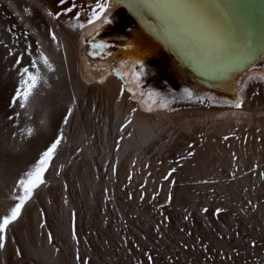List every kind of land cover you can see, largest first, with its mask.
Here are the masks:
<instances>
[{
  "label": "rangeland",
  "instance_id": "374dc122",
  "mask_svg": "<svg viewBox=\"0 0 264 264\" xmlns=\"http://www.w3.org/2000/svg\"><path fill=\"white\" fill-rule=\"evenodd\" d=\"M119 9L122 10L117 11L119 15L116 12L110 17L109 13L108 15L105 13L111 23L104 26L105 31L99 35L100 38L107 39L108 47L122 46L116 39L126 37L129 34L126 27L129 24L133 26L128 20L123 19L125 9ZM11 31L17 30L12 28ZM31 31L29 34L34 32ZM60 34L62 40L59 43H49L48 40L37 38L35 41L37 48L29 45L36 55H40L42 50L47 51L46 56L53 66L65 63L66 77L61 78L59 84L67 83L68 79L75 84L79 76L74 70L69 71V67L74 66L70 61L73 46L66 34L62 31ZM0 41L3 42L0 44V215L5 214L10 204L14 202L12 196L16 180L33 165L45 146L61 131L63 132V141L57 155L45 173V183L34 191L32 199L22 211L19 222L12 224V226L15 224L13 229L15 228L20 237L19 241L22 242L17 241L18 244L15 246L14 238L9 234L11 239L9 238L8 242L11 245L14 244L16 249L29 248L28 251L37 255L42 253L41 257H48V264H77L75 262L77 247L80 254L90 260V264H136V260H146L132 242H138L144 251H150L157 264H167L168 256L179 257L178 264H213V261L205 259L207 255L214 257V264H264V175H261L264 173V162L257 166L244 167L239 163L237 165L236 160H233V165L228 171L226 169V174L225 172L222 174L218 166L215 172L205 170V173L203 169L210 167V164L206 166L205 163L193 162L189 159L188 153L160 152L154 148L153 140L159 138L157 135L160 133L167 135L170 130L178 127L177 125H157L158 121L155 118L147 117L141 125L142 128L141 126L137 128L127 123L118 111L116 114V108L110 110L106 105H103V109H106L109 118L96 119L94 114L90 116L84 107L73 101L69 89L66 90L67 97L58 99L50 96L48 89H51L52 85L41 73V80L26 107L20 108L19 103L12 105L11 96L14 95V89L20 80L19 69L29 67L33 72L35 69L26 65L25 57H21L23 59L21 64H15L13 59L17 58V55L12 51L10 56L7 51L10 45L5 43V38L1 35ZM4 52L6 56L3 55ZM156 57V60L152 57L136 67L133 70V78L135 85L137 87L140 85L138 89H141L142 93H153V97L163 101L167 106L158 111L166 114L184 112L188 118L196 120L197 126L209 127L207 131L212 135L219 137L215 131L217 128H223L224 138L228 139L246 134L247 129L253 127L248 123L250 117L264 119V110L243 105L237 108V111L239 110L237 113L224 116L217 114L222 109L212 106L206 99L202 102L183 103L180 96H175L179 90L184 91L183 86L179 87L177 79L174 77L169 79L164 74L171 73L168 71L167 65H170L168 61L160 56ZM96 71L93 69L91 72ZM136 73H139L138 79ZM110 77L100 87L110 85L112 83ZM82 81L94 85L86 80ZM77 93L74 91V94ZM254 96L255 93L251 95L252 98ZM117 99L122 106L126 104L130 107L132 104V109H136L135 114L138 112L140 114L141 109L136 107L135 102L130 104V101H125L127 98L124 99L119 92ZM188 100L190 102V99ZM69 107L73 109V114L69 117V123L64 124L63 117L67 115ZM132 109L130 108V112ZM200 112L209 114L197 115ZM9 116L12 119H8ZM224 120L228 122L224 123ZM145 122L148 126L144 124ZM225 125L231 129L223 127ZM28 127L33 128L35 132L30 137L26 131ZM122 128H125V131L121 130ZM152 131L157 134L154 138ZM182 134L189 136V132L184 129L181 134L178 133V137ZM201 135L204 134L199 133L197 138L203 137ZM176 139L167 135L163 148L168 147ZM178 140L190 147L193 143L191 148L196 146L194 141L181 138ZM197 152L200 153L198 150ZM113 167L117 169L116 172L112 171ZM239 167L241 168L238 169ZM171 168H176V172L166 181L163 177ZM129 175L131 180L128 179ZM172 180H175V184L171 183ZM169 191L172 192L173 199L166 202ZM154 193H159L155 199ZM128 194H131V199ZM141 194L144 196L143 200L140 199ZM144 201L149 205L145 209L139 208L136 202ZM161 205L165 210H159ZM217 208L224 211L217 214ZM202 209L208 211L204 212ZM72 212L76 213L75 224L80 241L78 245L71 238ZM189 214V219L185 221L183 217ZM164 216L168 219L161 224ZM25 218L28 219L27 222ZM157 225L161 227L162 237L155 231ZM181 228L184 232L180 231ZM188 232L192 233L191 237L186 235ZM49 233L53 237L51 243L48 240ZM217 233H220L223 239H220ZM197 236L210 247L222 250L232 259L228 260L227 256L221 257L215 253H203L199 246L194 251L191 248L180 247L181 241H187L191 245ZM125 239L129 244L124 243ZM105 241L108 243H104Z\"/></svg>",
  "mask_w": 264,
  "mask_h": 264
},
{
  "label": "bare ground",
  "instance_id": "6f19581e",
  "mask_svg": "<svg viewBox=\"0 0 264 264\" xmlns=\"http://www.w3.org/2000/svg\"><path fill=\"white\" fill-rule=\"evenodd\" d=\"M73 2L77 5L76 8L73 9L72 13H65L63 9L65 7H70L71 3ZM130 2L131 0H119V2L107 12V14H110L117 9L120 10L119 8L125 9L123 13V19L124 21L128 20L133 24V26L129 24V26L126 27V29L129 30V34L126 37L116 39L117 42L122 46L119 45L116 47H108L106 46L107 39H105L103 45L108 48H99L98 50L99 55L96 62H98V65H100L99 67L103 69V73L100 74V79L104 78L109 72L116 73V70H120L123 73V79H121V77L119 79L111 76L110 79L112 83L105 87H100L102 84H85L82 81L86 80L88 82L91 75V72L88 68V60L84 59V50H86V48H93L91 44L90 47H86L84 45V40L85 43H90L95 39H100L99 34H101L102 29L104 28L103 26L101 29V24H105L104 17L106 14L104 17L98 20V23H96L97 21L93 24L88 23V19L90 18L91 10L94 7L95 0H66L65 5H60L59 0H0V35L2 38H5V43L10 45L11 52L13 51L17 57H25L27 61L26 65H31V61L33 59L37 60L40 73L42 76H45V79L47 77L46 80L48 81L49 79L52 85L50 87L51 89H48V94L50 96L58 99L60 97H67L68 93L66 90L69 89L70 96L72 95V98L75 97V103L80 107H84L90 116L94 114L96 119L97 117L105 119L109 118V115L105 112L106 109H103V105H106L110 110L116 108L115 113L117 114L118 111V113L123 118H125V121L131 119V126H136L137 128H140L138 126L143 125V121H146L147 117H152V119L155 118V120L158 121L157 125H177L178 127L170 130V132L167 134L169 137L177 139L170 143L168 147L166 146V148H163V143L167 135L160 133L159 136L155 133V131L151 132L153 138L156 135L159 137L158 139L155 138L153 140V146L160 152H183V154L192 152L193 155L189 157L191 161L205 163L206 166L210 164V167L203 169V171L206 170L215 172L216 166H218L221 168L222 174H224V172L226 174V169L228 171L231 165H233V160H236V164L239 163V165H243L244 167L257 166L259 163L261 164L264 162V119H255L250 117L248 123H251L253 127L249 130L247 129L248 132L246 134H240L237 137L225 140V134L222 132V130H224L223 128H217L218 130L215 132L216 134L220 135L217 137V135H212L211 132L209 133L207 131L209 130V127H201L200 125L197 126L195 123L196 120L193 121L191 118H188V115L184 112L166 114L162 113L163 111H158L162 108H166L167 106L163 101H159L158 98L153 97V95L149 96L148 93H142L141 89H138L140 85L137 87L133 78V70L136 67L146 60L149 61L152 57V59L156 60V56H160L170 64L167 66L168 71L171 73H164L169 77V79H172L173 77L177 80L187 78L190 80L192 85L195 84L206 88L201 92L200 95L197 94L196 91L193 98H196L197 96L200 97L201 100L206 99L212 106L222 109L219 110L220 112H217V114H224V116H228L234 112L237 113L239 110L237 111L235 104L237 100H241L240 98L243 99V106L264 110V67L261 70L250 71L254 63L256 61L259 62V59L260 62L258 64L264 66V56L261 55V50L264 49V0H200L201 3L208 5L212 13V22L222 31H224L229 37L227 43H225L223 46L209 44L197 31L187 27L182 30L178 25H176L174 26L176 39L181 42L178 46L177 44L172 43L162 34L164 29L161 26V21L154 13L150 11L134 10L129 6ZM25 9L28 11L26 12ZM48 11H52L53 13L59 11L61 12V16L58 18H53L47 14ZM77 12H79V16H76ZM81 24L83 27L78 26ZM11 27L16 28L17 31H8V29ZM31 29L32 31L34 30V32L29 34ZM49 29L55 32L57 41H53L51 39ZM61 31L67 35L68 41L73 46V48H71L72 55L70 56V61H72L74 66L72 65L71 68L69 67V71L70 69L71 71L74 70L76 75L81 78L80 79L76 76L77 83L75 84L72 83L71 79H68L67 83H62L63 80H61L60 83L62 84H59L58 81L61 78L65 79L66 77L65 72L67 70L65 63H62L58 66H53L54 70L50 71L44 66L43 61L39 59L40 55L34 54L31 50V47L29 48L28 46L31 44L32 47L37 48L35 46V41L37 38H40L43 41L48 40L49 43H59V41L62 40L60 34ZM13 33L15 34L14 36ZM243 44H245V47ZM5 52L3 55H5ZM41 52H43L45 55H48L47 51V53L44 50ZM8 53L6 52V54ZM125 58L129 60L126 63L129 66L120 64V61ZM15 59L16 58L13 60ZM88 59L91 61L94 60L93 58ZM21 60L23 59L21 58ZM138 61L139 64L136 65ZM126 81L127 83H125ZM48 83L49 82H47V84ZM177 84L179 87L183 86L182 89H184V91L179 90L175 96H180V98L183 99V103H193L189 102V100L185 97L186 92L183 82L180 81V83L178 82ZM122 86L123 94H121ZM124 86L130 90L133 95L125 92ZM211 89L221 93L213 92ZM188 90L191 92L190 88ZM74 91H77L78 93L74 94ZM231 91L233 93H230ZM118 92L121 96H124V99L127 98L125 101H130V104L132 103L130 98L131 96L135 98L136 107L140 109L145 108L147 111H149V108H151V110L147 113L142 110L140 114L139 112L138 114L131 113L132 111L130 112V108L132 109V104L130 107H127L126 104L125 106H122V103L120 104V102H118L119 100L117 99ZM222 92H227L230 95H224ZM254 93L255 96L252 98L251 95ZM172 103H174V99L172 100ZM135 104L133 106H135ZM131 114H135L134 117L130 116ZM190 114L192 115V113ZM193 114L196 115L194 112ZM208 114V112H200L197 115L206 116ZM122 117L120 119H122ZM109 121L112 122V120ZM227 122L228 120L226 122L224 120V123ZM114 123L115 122H113V125ZM222 123L221 125H223ZM144 124H146V122ZM226 125L223 127L226 129H231L227 128ZM183 129L189 132V136L182 134L180 137H178V133L181 134ZM137 130L139 132V129ZM123 131H125V128ZM130 131H132V129ZM199 133L204 135H201L203 137L198 139L197 136ZM148 137H150V135ZM178 138L194 141L196 142V146L191 148L193 143L190 147L184 142L179 141ZM198 145L200 146L197 147ZM197 150L200 152L199 154ZM198 156L200 157V160H198ZM240 168L241 167L238 169ZM145 202L146 201L140 203L136 202V204L139 208L145 209L146 206L149 205L148 203V205H146ZM159 210L162 211L165 210V208L160 207ZM14 225H11L7 232L6 247L0 250V264H48V257H41L40 254L42 253L37 255L34 252L32 253V251H28L30 250L29 248H27L28 250L20 249L19 245L18 249L15 248V246L18 244L17 241L20 240V237L18 233L15 232V228L13 229ZM9 234L14 238V242L16 244L15 246L14 244L11 245L8 242L10 238ZM17 250H19V254H17ZM44 250H46V248Z\"/></svg>",
  "mask_w": 264,
  "mask_h": 264
},
{
  "label": "snow or ice",
  "instance_id": "6c2138e0",
  "mask_svg": "<svg viewBox=\"0 0 264 264\" xmlns=\"http://www.w3.org/2000/svg\"><path fill=\"white\" fill-rule=\"evenodd\" d=\"M119 0H95L94 7L91 10L90 18L88 19L89 24H93L94 22L100 20L104 17L105 13L109 11ZM60 5H65L66 0H59ZM76 4L71 3L70 7H65L63 11L65 13H72L73 9L76 8ZM130 7L137 11H150L154 13L161 21V26L163 27V35L169 39L172 43L180 45V41L176 39V33L174 31V26L178 25L182 30L187 27L197 31L209 44L223 46L227 43L229 37L228 35L222 31L219 27H217L211 20V11L208 5L201 3L200 0H131ZM27 12L28 10L25 9ZM49 16L53 18H58L61 16V12L57 11L53 13L52 11H48ZM76 16H79V12L76 13ZM105 23H111L110 20L105 18ZM79 27H83V25H78ZM11 31V29H9ZM49 34L51 35V39L53 41H57V36L54 31L49 29ZM15 34L13 33V36ZM0 43H3L0 41ZM5 47H7L5 45ZM29 47H31L29 45ZM93 48H103V44H93ZM11 55V49L8 50ZM94 54V53H93ZM261 55L264 56V49L261 50ZM39 59L43 61L44 66L50 71L54 70L53 65L50 62L49 58L43 53H40ZM139 62V61H138ZM15 64H21V58L17 57L15 59ZM31 69H35V72L30 71L29 67H22L19 69L20 80L19 85L14 89V95L11 96V104L14 105L19 103L20 108H25L28 104L29 98L33 96L34 90L37 88L41 76L40 70L38 68L37 60L33 59L30 65ZM116 74L123 79V73L120 70H116ZM136 78H139V73L135 74ZM127 83V81L125 82ZM186 94L191 97L192 93L185 89ZM121 94H123V86L121 87ZM154 95L153 93H149V96ZM75 101V97L72 98ZM242 101L237 100L235 106L237 108L241 107ZM11 106V105H10ZM151 108H149V111ZM133 113L136 112V109L133 108L131 110ZM73 114V109L69 107L67 109V115L63 117L64 124L69 123V117ZM17 116L19 113L16 114ZM8 119H12L11 116ZM43 124L44 121H41ZM127 123H131V119L127 121ZM123 130V128L121 129ZM28 136H32L34 129L28 127L26 129ZM225 140L228 138L225 137ZM63 141V132L61 131L59 135H56L54 139L51 140L49 144H47L43 151H41L38 155V158L35 160L33 165L23 172L20 177L15 182V190L12 196V200L14 201L6 210L5 214L0 215V250L6 247L7 240V232L9 227L22 216V211L24 210L27 202H29L34 194V191L42 184L45 183V173L48 171L50 163L52 162L54 156L57 155V150ZM118 146V145H117ZM192 152H188V156H192ZM113 172H116L117 169L113 167ZM176 172V168H171L167 175L163 177L164 180H169L172 177L173 173ZM59 175V172L56 173ZM264 175V173H261ZM131 180V176L128 177ZM172 184H175V180L171 181ZM66 187V185H65ZM143 188V185H141ZM159 193H156L153 196V199ZM129 199L132 198L131 194H128ZM140 199L143 200L144 196L141 194ZM173 199V194L169 191L166 202H171ZM161 208L163 205L160 206ZM202 211L207 212V209H202ZM224 209L217 208L216 213L219 214L223 212ZM189 215H185L183 219L187 221L189 219ZM76 213H72V227H71V238L75 242L76 245L80 243L78 239V232L75 224ZM168 217L164 216L161 224H163L164 220H167ZM43 227V225H41ZM167 227V225H165ZM155 231L162 237L163 232L161 230L160 225H157ZM181 232H184V229H180ZM187 236L191 237L192 233H186ZM217 236L220 239H223V236L220 233H217ZM147 239V237H145ZM49 243L52 242L53 237L52 234L48 235ZM87 243V241H85ZM104 243H108L105 241ZM124 243L127 245L129 241L127 239L124 240ZM135 244L136 250L140 251L141 254L146 257V260H136V264H157L156 259L153 255L150 254V251H144L141 245L138 242H132ZM254 243V242H253ZM200 247L203 253H215L221 257L227 256L222 250H218L216 248L210 247L209 244L205 243L201 237L197 236L192 240L191 245L187 241H181L180 247L184 249L191 248L193 251ZM57 251H59L57 249ZM235 251V249H233ZM17 254H19V250H17ZM208 261H213L214 257L211 255H207L205 257ZM228 260H231V256H227ZM75 261L77 264H90V260L85 259L79 252V248L77 247L75 253ZM167 264H178L179 257L168 256L166 258Z\"/></svg>",
  "mask_w": 264,
  "mask_h": 264
},
{
  "label": "water",
  "instance_id": "95a60500",
  "mask_svg": "<svg viewBox=\"0 0 264 264\" xmlns=\"http://www.w3.org/2000/svg\"><path fill=\"white\" fill-rule=\"evenodd\" d=\"M243 46L245 47V44H243ZM93 69H95V70H97L96 71V73L94 72V73H92V75L90 76V79L88 80V83H96V84H103L106 80H107V78L109 77V76H114L115 78H119L120 79V77H117V76H115V75H107L104 79H102V80H99L100 79V77H99V75L100 74H102L103 72H102V70L101 69H99L98 68V65H96ZM95 76H97V77H95ZM184 77L186 78V76L184 75ZM179 83H180V81H182V79H178L177 80ZM190 80H186L185 81V85H188V84H186V83H188ZM177 82V83H178ZM178 85V84H177ZM187 88V87H186ZM206 89V88H205ZM188 90V89H187ZM195 90L196 91H198V92H201V91H203L204 90V88H197V87H195ZM124 91L125 92H127V93H129L130 95H133V93L130 91V90H128L125 86H124ZM185 97L187 98V99H190V102H198V101H200L199 99H192V98H190L189 96H187L186 94H185ZM130 98H131V101L132 102H135V98H133V97H131L130 96ZM142 111H144V112H149V111H147L145 108H142L141 109Z\"/></svg>",
  "mask_w": 264,
  "mask_h": 264
}]
</instances>
